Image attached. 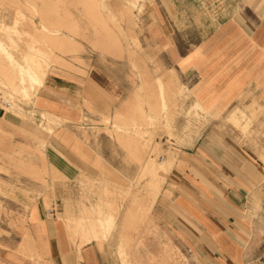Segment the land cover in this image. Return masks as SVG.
<instances>
[{
  "label": "crops",
  "instance_id": "1",
  "mask_svg": "<svg viewBox=\"0 0 264 264\" xmlns=\"http://www.w3.org/2000/svg\"><path fill=\"white\" fill-rule=\"evenodd\" d=\"M164 1L173 21L160 15L168 17L167 11H159V22L147 28L150 34L146 39L159 48L168 65L166 71L173 72L187 85L192 103L186 122L179 118L181 101L177 97L184 95V88L179 89L175 80L168 86L158 82L156 98L153 100L150 95L144 101L151 107L147 115L136 109L131 114L124 113L120 100L126 94L125 88L130 87L125 80L130 73L134 74L135 61L81 58L97 65L81 67L79 73L69 76L46 75L34 102L45 120L41 135L48 136L47 151L43 154L48 177L56 174V166L49 161L57 158L63 164L58 173L64 178L62 208H66V192L72 191V185H86L93 182V174L115 171L109 163L105 167L104 155L79 135V130L93 126L90 121L110 117L124 141L133 133L136 142L146 134L148 126L158 129L161 125L170 133L179 126L196 127L192 134L182 138L184 145L172 144L169 149L162 143L163 151L169 154L158 161L159 167L146 162L151 158L146 151L131 156L144 159V169L155 177L153 183L145 179L151 183L142 203L146 231L152 232L148 217L151 211L165 236L173 238L176 244L169 246L162 241V235H154L153 241L148 236L139 250H124L120 245L121 261L131 264L135 260H128V256L139 255L143 256L140 264H168L180 250L187 252L191 264H264V153L257 156L229 129L232 125L246 134L248 124L242 123L243 111L263 104L264 0ZM50 2L45 0L42 10L37 6L33 10L42 18L48 15L54 19L52 24L57 29L47 32L55 34L47 33L42 38L47 42L48 54L50 47L64 50L67 43L70 47L76 37L82 36L78 20L71 13L57 16ZM136 2L129 0L127 5L134 8ZM100 4L104 3L100 0ZM90 34L93 41L108 37L103 27H93ZM54 93L62 96L57 98ZM45 117L58 124L50 125ZM9 121L0 111V123L11 126ZM126 149L134 152L135 147L127 144ZM7 153L11 156L0 154V158L18 159L24 155L18 150ZM29 154L35 159L31 173L39 174V152ZM17 170L16 163L0 165V264H105L109 246L99 240L109 232L114 222L112 214L90 204L82 208L78 220V227L87 225V230H68L71 212L62 210L64 222L53 215L57 191L50 177L47 191L42 194L39 184L33 181L27 198L21 192L9 195L10 188L18 189L13 179L19 174ZM116 172L119 175L120 171ZM131 186L126 197L130 196ZM23 238L28 239V246L23 245ZM24 254L31 256V262L25 263L19 257Z\"/></svg>",
  "mask_w": 264,
  "mask_h": 264
},
{
  "label": "rangeland",
  "instance_id": "2",
  "mask_svg": "<svg viewBox=\"0 0 264 264\" xmlns=\"http://www.w3.org/2000/svg\"><path fill=\"white\" fill-rule=\"evenodd\" d=\"M44 1L0 0V42L8 51L14 53V57L18 60L32 38L41 41V38L47 36V30L53 31L57 29L55 28L56 25L52 24L54 19H50L48 15H43L42 18L39 13L32 11L29 6V3H33L37 6L38 10H42ZM52 1L50 2L51 8L52 10H56L57 16L62 17L65 13H71L72 17L78 20V27L82 32V36L76 37L73 45L70 47V43H67L64 50L59 51L55 47H50L51 53L47 57L48 64L46 63V66H44L47 76H69L70 73H79L81 67L87 68L89 65H97L96 63H85L81 61V58L84 60L85 58H93L92 60H95V58H130L132 61H135L136 66L134 71L131 70L134 74L130 73L131 76L125 80L130 87L125 88L126 94L120 100L121 109H125L123 110L125 111L124 113L129 112L131 114L133 109H136V112L140 111L147 115L150 113L151 107L144 101L150 95H153V100L156 98L158 82H161L164 86H168L171 80H175L179 89L184 88V95H181V98L179 97L180 95L177 97L181 101L179 118L180 120L186 119L187 110L192 103L191 95L188 94L186 89L187 85L184 80L177 79L173 72L166 71L168 65L165 58L161 55L162 53H160L159 48L152 46L151 42L146 39V35L150 34L147 28L159 22L160 15L164 19L168 18L169 21H173L169 7L164 0H137L134 8L129 4L127 5L129 0H104V4H100V0ZM161 10L167 11L168 17L166 14L159 15V11ZM103 25L106 26L104 27ZM93 27L95 29H102L103 27L108 37H102L98 40L94 39L93 41L90 34ZM5 28H15L17 30L19 33L17 35L18 38L14 37L15 40L17 39V44L9 45L10 42L4 31ZM70 48L76 50L71 52ZM44 81L45 79L43 83ZM7 87L0 83V111L8 117L10 120L9 124L11 125L0 123V154L11 156L7 151L13 152L18 150L24 152L23 158H0V165L8 162V164L16 163L18 167L17 171L19 174L13 176L18 189L15 190V186H13L10 188L12 190L8 191L9 195L21 192L24 198H27L31 194L29 190L33 181L39 184V190L42 194L47 191V179L50 177V180L55 182L57 191V200H55L52 206L53 215L64 222V217L61 214L62 210L66 209L70 211L72 220L67 222L68 230H87V225H84L83 228L78 227V220L82 216V208L90 204L99 205L102 211H109L112 214L114 222L109 228L106 237L99 240L101 243L106 241V244L109 246L106 249L108 254L104 255L105 264H124L119 254V246L121 245L124 250L135 247L138 250L142 249L147 243L148 236L153 241L154 235H162L163 242H166L171 247H175V240L170 238V236H165L163 230L160 228L159 221L151 211L148 213V217L151 222L152 232L148 233L146 231L145 227L147 225H145L142 214V203L145 198V189L151 186L155 177L153 175L150 176L149 171L144 169V159L131 156H137L142 151H146L151 156V158H147L146 162L153 163L159 167L161 165L158 163V158L160 156L166 158L169 154V151H163L162 143L166 144L169 149L172 147V144L178 147L184 145L181 142L182 138L192 134L196 127L179 126L170 133L166 132L161 125L158 126V129L148 126L147 128L145 127V130L147 129L146 134L141 136L136 142V136L133 133H131L132 136L127 137V140L124 141L123 134L115 129L117 125H112L114 122L110 117L98 122L90 121L93 126L88 127V129L79 130V135L98 151L100 155H104L103 163L105 167L109 163L114 167L115 171L108 169V171L102 174H93L91 175V177H94L93 182H87L86 185H72V191L66 192V195L70 198L66 200L67 207L62 208V203H64V178L58 173V169L63 167V164L57 158L51 159L49 162L56 166L57 170L56 174H51L48 177V163L43 156L45 151H47L46 138L48 136L43 138V135H41L45 129L43 127L45 120L42 117V113L38 111V106L34 105V102L38 99L37 95L41 86L37 90H34L35 93L30 97L28 102L19 100L17 97L11 95L10 88ZM54 94H56L57 98L62 96L61 94ZM262 102V107L258 106L257 109L251 107L249 109L253 108L252 110L243 111L245 117L242 123L248 124L246 134H242L229 123L231 125L229 127L231 132L239 137L241 142L253 150L256 155L260 152L264 153V100ZM229 112H226L223 117L227 118ZM13 126L16 127L14 131H8L9 129H13ZM127 144L129 146L134 145V152L131 149H126ZM29 152H39V174L31 173L32 162L35 159L30 157ZM116 171H120L119 175ZM84 178L82 176V180ZM147 178L150 179L151 183L145 181ZM128 186H131V191L130 196L126 197ZM70 194L72 197H70ZM46 207L49 208V204ZM129 211L131 213L128 214ZM27 240V238L21 239L24 246H28ZM155 240L157 241L158 239ZM81 241L85 242L86 239H81ZM177 254L175 260L170 261L168 264H191V258L187 252L177 250ZM19 257L25 263L31 262V256L28 254ZM129 258L130 260H135L131 264H140L143 256L132 255L128 256V260Z\"/></svg>",
  "mask_w": 264,
  "mask_h": 264
},
{
  "label": "bare ground",
  "instance_id": "3",
  "mask_svg": "<svg viewBox=\"0 0 264 264\" xmlns=\"http://www.w3.org/2000/svg\"><path fill=\"white\" fill-rule=\"evenodd\" d=\"M101 1L103 2L104 0ZM29 6L32 11L36 7L35 4L31 3H29ZM4 31L8 41L10 42L9 45L17 44V39L15 40L14 38H18L17 35H19V33L17 30L15 28H5ZM47 33L51 35L55 34L54 32ZM26 46V50L22 53L19 57L20 59L18 60L14 57L15 54L8 51L0 42V83L10 88L11 95L17 97L19 100L28 102L30 97L34 95V90L40 88L43 83L47 72L44 66H46L45 64L48 61L47 57L49 54L46 51L47 42L42 41V38L41 41L34 39ZM45 118L50 125L58 124V122L53 118ZM51 129L52 127L49 128V131ZM90 210H94L93 206H90ZM92 215L94 216V214H91V216Z\"/></svg>",
  "mask_w": 264,
  "mask_h": 264
},
{
  "label": "built area",
  "instance_id": "4",
  "mask_svg": "<svg viewBox=\"0 0 264 264\" xmlns=\"http://www.w3.org/2000/svg\"><path fill=\"white\" fill-rule=\"evenodd\" d=\"M158 161L162 162L163 161V157L158 158Z\"/></svg>",
  "mask_w": 264,
  "mask_h": 264
}]
</instances>
